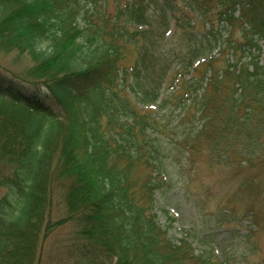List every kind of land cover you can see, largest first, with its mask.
<instances>
[{
    "label": "trees",
    "instance_id": "trees-1",
    "mask_svg": "<svg viewBox=\"0 0 264 264\" xmlns=\"http://www.w3.org/2000/svg\"><path fill=\"white\" fill-rule=\"evenodd\" d=\"M15 51L32 66L0 67V264H42L59 229L74 264H264L251 230L248 254H196L153 213L203 155L238 197L262 194L264 0H0V54ZM234 208L219 214L258 225Z\"/></svg>",
    "mask_w": 264,
    "mask_h": 264
},
{
    "label": "rangeland",
    "instance_id": "rangeland-1",
    "mask_svg": "<svg viewBox=\"0 0 264 264\" xmlns=\"http://www.w3.org/2000/svg\"><path fill=\"white\" fill-rule=\"evenodd\" d=\"M209 16L214 18L213 14ZM198 27L202 28L201 21H199ZM231 35L233 39H242L243 32L240 23L233 28ZM218 50L216 49L214 54H218ZM222 64L223 61H219L217 65L221 66ZM31 66L32 60L27 54L16 51L10 54H0L2 72L23 74ZM148 110L151 114L156 113L154 106L149 107ZM161 113L163 112L161 111ZM104 123H106V119ZM249 134H251L250 138H256L254 141L260 145L262 154H264V114H260L256 118L255 123L249 128ZM259 138L260 140H258ZM186 170V174L189 176L188 180L179 176L175 177L172 182L164 179V183L154 193L153 213L157 215L160 227L167 230V237L174 243L185 238L192 244L196 254L213 250L218 255L224 252L232 255L241 249L242 253L248 254V244L243 243L244 239L240 236L251 230L254 232L251 244L255 243L258 249L250 253V259L253 262L263 261L264 171L257 172L260 184L262 182V194L238 197V179L232 178L229 170H220L214 167L207 156L197 157L196 163ZM143 172V170L142 172L139 170L137 175L141 176ZM6 192L5 188H0V198ZM233 205L240 216L255 208L258 225L247 218L249 220H244L239 226L230 222L231 218H224L219 214L222 212L221 208L224 210L227 206ZM235 227L240 229L239 233L233 229ZM70 230L59 229L51 234L43 254L42 264H74L77 254L69 253L68 249L64 248L66 245L64 241ZM107 264H116V260L111 263L107 262Z\"/></svg>",
    "mask_w": 264,
    "mask_h": 264
}]
</instances>
